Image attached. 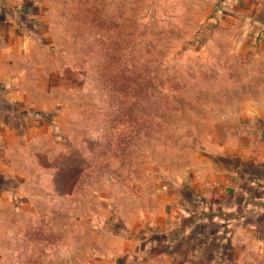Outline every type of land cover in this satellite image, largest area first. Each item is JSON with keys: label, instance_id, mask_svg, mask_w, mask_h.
<instances>
[{"label": "rangeland", "instance_id": "rangeland-1", "mask_svg": "<svg viewBox=\"0 0 264 264\" xmlns=\"http://www.w3.org/2000/svg\"><path fill=\"white\" fill-rule=\"evenodd\" d=\"M32 1L24 91L50 120L0 200V264H225L156 230L250 62L224 0Z\"/></svg>", "mask_w": 264, "mask_h": 264}, {"label": "crops", "instance_id": "crops-1", "mask_svg": "<svg viewBox=\"0 0 264 264\" xmlns=\"http://www.w3.org/2000/svg\"><path fill=\"white\" fill-rule=\"evenodd\" d=\"M37 5L0 0V200L24 180L14 162L34 151L36 131L50 120L24 91L25 72L41 51L33 41L40 30H31ZM219 12L247 42L250 62L241 69L224 131L212 135L177 180L156 230L162 240L176 236L194 257L234 264L255 255L264 264V0H224Z\"/></svg>", "mask_w": 264, "mask_h": 264}]
</instances>
